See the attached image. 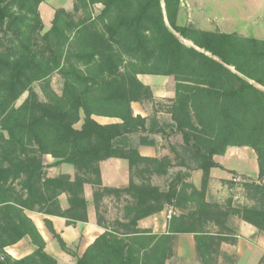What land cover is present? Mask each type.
Segmentation results:
<instances>
[{"label":"trees","instance_id":"1","mask_svg":"<svg viewBox=\"0 0 264 264\" xmlns=\"http://www.w3.org/2000/svg\"><path fill=\"white\" fill-rule=\"evenodd\" d=\"M43 1L0 0V264H57L24 212L57 215L67 225L87 222L85 185L92 188L97 223L119 227L126 239L105 232L76 264H166L171 236L146 242L138 222L186 202L193 207L172 218L168 232L195 234L201 264H215L211 254L228 241L204 231L202 220L224 234L227 218L235 215L264 232V92L257 87L264 86V41L182 23L181 0H72L71 11L55 10L45 31L38 11ZM95 4L102 5L96 15ZM54 75L61 79L60 94L50 85ZM138 75L174 81V98L161 109L170 116L171 134L180 137L179 151L171 150L175 165L166 157H140L128 144L130 135L151 131L131 114V103L152 97ZM93 116L121 123L100 125ZM229 147L253 150L258 175L241 178L251 203L226 209L206 202L205 193L211 170L220 168L213 157ZM45 156L52 166L72 167L73 177H48ZM111 158L127 162V187L102 185L99 164ZM173 168L166 188L151 183L150 176ZM194 171L201 174L199 188L184 182ZM132 175L144 178L136 183ZM111 195L128 197L124 223H104L98 212ZM24 238L36 249L15 261L4 249Z\"/></svg>","mask_w":264,"mask_h":264},{"label":"crops","instance_id":"2","mask_svg":"<svg viewBox=\"0 0 264 264\" xmlns=\"http://www.w3.org/2000/svg\"><path fill=\"white\" fill-rule=\"evenodd\" d=\"M50 0H44L38 6L40 18L43 21L42 12L46 11L49 15V23L53 19L55 10L64 9L69 11L72 9V0H65L63 6L59 4H49ZM181 14L182 0L180 2ZM97 10L102 9L101 4H95ZM51 18V19H50ZM195 25V24H194ZM198 27V26H197ZM206 28V27H205ZM202 29V28H201ZM206 31H213L212 29ZM205 30V29H203ZM222 32V31H221ZM232 33V32H223ZM152 75H138V80L147 86L152 94L151 100L142 102L131 103L132 117H140L145 120V129L151 128L150 132L142 130L128 137L129 146L137 150L140 157L160 159L163 157L169 158L174 164L171 150L179 151L181 148L180 137L173 136L169 130L171 124L170 116L159 107V104L168 105V101L174 98V81L171 77L153 76L155 80L151 79ZM264 92V86H257ZM94 121L100 125L119 124L121 121L116 118L93 116ZM254 154L255 161L252 164V171L244 170L239 172L233 169L232 161H239L240 163L248 162L251 155ZM213 160L219 165L220 168L211 170L209 187L205 193V201L210 204H217L226 209L234 207L236 204L230 199L224 201L221 198L220 192L216 190L228 180V173L237 175L233 177L241 182V178L256 180L258 175L257 158L253 150L248 147H229L221 156H214ZM44 164L47 166V176L57 177L59 175L73 176V168L68 165L52 166L53 159L50 156L43 158ZM102 185L107 188L121 189L128 186L130 182V173L128 164L121 159L111 158L99 164ZM177 168L170 169L168 174L163 177L155 175L150 176V181L153 185L154 181L158 178H167L170 180L171 176L177 172ZM184 177V182L192 184L194 187L199 188L201 174L199 171L187 172ZM143 176L132 175V181L140 182ZM233 180V179H232ZM264 183V180H263ZM215 189V190H213ZM189 194V192H187ZM186 194V196L188 195ZM92 188L89 185L84 186V198L88 202L87 207V222H75L72 225H67L66 219L57 215H45L38 212L25 211L26 217L34 224L39 236L44 243V253L50 256L57 264H76L77 260L81 258L86 250L94 244L105 232L116 235L118 238H125L122 236L121 229L103 228L97 223L96 210L91 202ZM230 198V197H229ZM128 197L122 195L118 200L114 196H107L103 198L101 206L98 210L100 216L103 218L104 223H113L118 221L124 223L123 220V206ZM230 201V204L228 203ZM59 209L64 211L68 208L67 198L65 194H61L58 198ZM229 204V205H228ZM184 208H164L158 214H154L138 222L137 228L145 231L140 237L147 238L157 237L162 235L171 236L168 243L170 250V258L166 264H201L199 253L196 249L195 234H169V225L172 218H176L182 213L187 214L190 212L193 204L186 202L183 204ZM171 216L168 218V213ZM200 226L204 231L210 233L212 237H225L228 241L220 243L219 247H215L214 254H211L213 263L215 264H264V232L258 233L257 229L252 225L242 221L235 215H230L226 222L225 228L227 231L224 234H218V228L210 221L201 222ZM62 240L66 249H61L58 241L54 238L51 231ZM129 238V237H127ZM126 239V238H125ZM36 247L31 243L28 238H24L16 244L6 247L5 253L15 261H19L29 257L35 251Z\"/></svg>","mask_w":264,"mask_h":264},{"label":"rangeland","instance_id":"3","mask_svg":"<svg viewBox=\"0 0 264 264\" xmlns=\"http://www.w3.org/2000/svg\"><path fill=\"white\" fill-rule=\"evenodd\" d=\"M64 1L60 2L61 6H63ZM49 4H59V1L50 0ZM182 9L184 11L180 17V22L182 23L195 24L198 28L205 30L209 28L210 30L237 33L241 37L264 41V0H182ZM99 11L93 8L94 15L98 14ZM46 13V11L41 13L45 31L51 24L49 23V15ZM153 78L156 77L151 76V79L155 80ZM50 85L57 94H60L61 79L58 75H54L51 78ZM34 90L38 93L39 98L43 99V94L38 85L34 86ZM26 96V93L23 94L16 102V106H19ZM163 105L159 104V107H163ZM254 159L255 156L252 154L248 162L240 163L243 165H238L239 161L237 162L236 160L232 161L231 164L233 169L239 172L246 170L251 173ZM72 174L74 175V170ZM228 174V180H224L225 183L216 191L220 192L221 198L224 197V201L230 199L236 205L248 203V194L243 190L242 182L233 178L237 175ZM167 181V178H158L154 181V184L160 188H166ZM249 203L251 202L249 201Z\"/></svg>","mask_w":264,"mask_h":264},{"label":"built area","instance_id":"4","mask_svg":"<svg viewBox=\"0 0 264 264\" xmlns=\"http://www.w3.org/2000/svg\"><path fill=\"white\" fill-rule=\"evenodd\" d=\"M234 181H235V180H234ZM171 214H172L171 212L168 213V218L171 216Z\"/></svg>","mask_w":264,"mask_h":264}]
</instances>
